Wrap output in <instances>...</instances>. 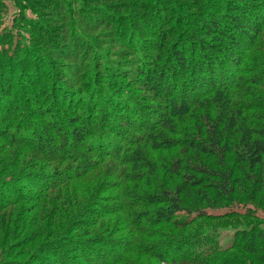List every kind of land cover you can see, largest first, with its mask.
<instances>
[{
    "label": "trees",
    "instance_id": "obj_1",
    "mask_svg": "<svg viewBox=\"0 0 264 264\" xmlns=\"http://www.w3.org/2000/svg\"><path fill=\"white\" fill-rule=\"evenodd\" d=\"M218 3L225 5L226 21L215 13L202 14L198 16L201 22L186 24L192 36L179 44L176 25L157 34L156 49L151 51L158 57L149 67L153 75L143 85L152 96L165 99L160 108H146L149 103L139 99L131 111L121 104L123 99L114 96L111 101L109 95L98 98L94 105L87 101L85 116L78 112L82 101L70 94L69 98L59 87L61 80L53 79L44 88L38 86L40 78L29 76L31 82L22 88L41 95V102L36 103L25 96L28 92L11 87L13 78L6 79L3 72L10 65L0 58L1 93H13L11 112L0 120V149L18 147L0 154V164L5 162L0 165L4 169L0 173L4 187L0 188V212L10 217L7 226L0 227V236L8 234L11 244L25 247L34 238L51 236V241L40 243L31 264L50 260L54 264H131L130 260L134 264H246L250 258L245 254L251 263H264V228L258 222L236 225L237 238L248 240L228 248L216 240L217 230L207 226L241 216L234 211L218 215L208 211L233 208L245 197L246 204L264 206V0ZM261 8L260 18L255 17ZM172 18L180 21L173 14ZM191 37L198 40L195 45ZM17 52L25 63L26 54L20 48ZM10 72L20 71L13 65ZM218 78L225 83L217 85ZM164 79L170 81L168 85ZM177 79L184 80L178 83ZM110 83L111 93L124 95ZM3 106L6 104H0V111ZM123 110L130 112L132 122L120 118ZM106 131L121 138L126 132L135 134L125 138L128 146L111 149L102 142L85 146L88 138H103ZM18 166L20 170L13 169ZM59 176L60 182L49 184L48 177ZM110 179L120 182L111 185ZM17 182H27L36 193L29 194L19 186L21 191L4 197L8 186L15 189ZM125 182L135 183L134 192ZM71 183L76 184L73 193L68 188ZM249 185L256 187L252 195ZM32 197L46 198L52 213L54 209L60 212L62 220L56 228L51 212L44 219H49L46 223L52 228L39 226L19 233L9 226L14 212L7 213V208ZM104 200L118 208L104 213L90 210L97 203L104 211ZM110 235L116 238L109 240ZM118 244L126 249L120 260H112L116 255L108 249H116ZM196 244L198 248L191 246ZM4 247L3 251L9 246ZM101 247L107 250L101 252Z\"/></svg>",
    "mask_w": 264,
    "mask_h": 264
},
{
    "label": "rangeland",
    "instance_id": "obj_2",
    "mask_svg": "<svg viewBox=\"0 0 264 264\" xmlns=\"http://www.w3.org/2000/svg\"><path fill=\"white\" fill-rule=\"evenodd\" d=\"M201 1L202 3H200ZM218 1L221 0H0V58L3 60L7 59L10 65L8 70L6 69L3 71L4 75H6V79L13 78L11 87L14 88L15 91L23 89V91L28 92L25 96L27 97V95H29L33 102L36 103L41 102L39 98L41 95L37 96L35 92L25 90L26 87L22 88V84L29 83V81L31 82L29 76L31 78H40V84L38 86L43 85L44 88H46L49 83L53 84V79H57V81L61 80L62 86H59L60 89L64 90L68 97L70 95L72 97L73 95L74 100L78 99L79 102L82 101L81 103H83V106L78 112L85 116L87 115L85 111L87 101H93L92 104L94 105L95 102H98V98L101 97H103V99L111 97V101L114 96L123 99L121 104L129 107L131 111L135 110L134 105L137 104L139 99H143V101L149 103L144 105L146 108H160L163 105L165 106V99L160 100L157 99L156 96H152L154 94H150L148 89H145L143 85L144 83L147 84L148 79L153 75L149 67L155 64L156 58L158 57L157 53L152 54V51L156 49L157 34L167 29L169 25H176L179 30L175 37H177V42L179 44L182 42V39H188L190 38L189 36H192L190 35L191 32L187 30L186 24L191 21L201 22L198 16L202 14L212 16L215 13L216 16L226 21L227 18L224 16L225 11L222 10L225 5L220 6ZM223 2L228 4L231 3L232 0H223ZM169 8L171 9L169 10ZM259 10L258 12L255 11V17L258 16L260 18V12H262L263 9L261 8ZM227 11H229V9H227ZM172 14L178 17V20H180L178 23L173 21ZM249 17L253 18L252 15H249ZM206 18L209 19V17ZM250 20L249 18L246 22L248 23ZM240 32L241 30L237 31L236 34H240ZM191 39H193L192 43L194 45L198 41L195 37H191ZM147 45L151 46L149 50L147 49ZM19 48L23 51L24 55L26 54L24 58L25 63L20 62V57H17ZM170 52L172 51H169L168 54ZM192 54L193 49L190 55ZM13 65L20 71L19 73L14 74L10 72V68ZM147 69L148 71L146 72ZM144 72L147 74H144ZM167 72H169L168 69L166 70V74ZM141 74L143 75L141 76ZM12 75L14 77H12ZM165 79L164 82L166 83ZM182 80L184 79H177L175 82L182 83ZM217 80V85L225 83V80H219V78ZM110 81L118 90L121 89V93L124 95L111 93L109 91L111 86ZM169 82L170 81H167L166 84L168 85ZM138 83H140V85H135ZM161 86L158 87V90L162 88ZM2 90L3 89H0V104L3 103L6 104V106L1 108L0 120L2 116L7 117V114L11 112V106H13L11 103L13 93L7 95L5 94L6 91L1 93ZM145 94H148V97L144 98L143 96H145ZM73 107L77 108L76 103ZM58 109L60 110L61 107L58 106ZM119 116L123 121L127 119L132 122L133 117L131 118L130 112L128 113L123 110L122 115ZM120 118H113L112 120L113 122L117 120L120 124H124ZM134 121L137 122L136 120ZM133 134L135 133L126 132L121 138L115 133L106 131L103 138H88L85 142V146H95L98 142H102L101 144H104L103 146H111V149L119 146H128L125 138L127 136H134ZM142 135H144V133H142ZM6 146L7 147H2L0 149L1 156L5 152H13L18 148L17 146ZM20 157L22 158L23 156L20 155ZM4 163L5 162H1L0 165ZM121 167L124 168V165ZM11 169L12 168H10V170ZM13 169L20 170V167L18 166ZM2 170L4 169L0 168V173ZM37 178L39 180L42 179L40 176ZM7 180L9 181L11 179L7 177ZM47 180L49 184H57L62 180V176L53 178L48 177ZM119 182L120 180L116 179L109 180L111 185L113 183L118 184ZM125 185L129 186L131 191L134 192L132 187L135 183L125 182ZM19 186L25 188L29 194L36 193L34 192L36 191L35 189L28 187L29 185H27V182H17L15 189L11 188L12 186H8L9 188L6 187L8 188L6 190L8 194H4V197H6L5 195L12 196V193L15 194L13 191H19ZM75 186V183H71L68 186L72 193ZM0 188L2 189L4 187L0 185ZM249 188V194H254L253 192L256 190V187L252 189L249 185ZM18 194L20 198L23 197L22 193L18 192ZM246 198L247 197L243 198L241 201H237L236 204L238 205L233 208L229 209L227 207L225 209L208 211L216 215L228 211L242 214L241 216H235L233 220L226 218L222 221L217 220L207 223V226L217 230L218 235L216 236V240H218L220 245L224 248L233 246V244H237V242L240 244L248 240V238L244 239L241 236L237 238L234 229L236 225L258 222L259 226L264 228V206H262L263 208L256 207V204L253 202H247L246 204ZM24 199V201L18 202L7 208V213L12 210L14 212V220L9 226L12 228L16 227V231L19 233L25 230L32 231L39 226L42 228L46 226L52 228L49 223H46L49 219L46 218L47 221L44 219L47 217V212L52 213L51 206H47L46 198L32 197L31 199ZM38 199L42 201H37ZM104 201V205H101V209L104 211H101L100 207H97V203L90 205V210L92 212L104 213L109 209L115 210L118 208V204L107 200ZM60 203L62 204L61 201ZM261 204L264 205L262 200ZM63 206L67 207L65 205ZM112 213L114 214V212ZM247 213L248 216H245L244 214ZM6 215V213L0 212V227H6L7 220L10 221V217L5 218ZM251 215L252 217H250ZM255 216L257 218H255ZM52 217V225H55L54 228H56L58 222L62 220L61 214L54 209ZM4 218L5 220L2 222ZM107 222L109 225L111 224L110 221ZM11 230L12 229L9 228V232ZM50 237L48 236L45 238L44 235H42L41 237L34 238L33 241H30L25 247L20 245V243L11 244L10 241H12V238H9L8 234H3L0 236V264H31L34 253H36L41 246L40 243L44 244L45 242L51 241L52 237ZM110 237H108L109 240L116 238L112 235H110ZM118 240L119 239H117V242ZM4 246H9V249L6 248L5 250L9 253H5V251L2 250L5 248ZM191 246L194 248L197 244ZM198 247L199 245L197 248ZM97 248H100V245H97ZM113 248L115 247H110L108 253L116 255V258H111L112 260L118 261L122 257L120 254L126 247L118 244L116 249ZM103 249L104 252L107 250L106 247H101V249L98 250L102 252ZM230 252L232 254L235 251ZM246 255L251 259V257L248 256L249 254H245V256ZM130 257L134 258L133 255ZM250 259L246 264H264L261 260H256L254 263H251ZM130 262L134 264L132 260H130ZM49 263L54 264L51 260ZM33 264L42 263L34 262ZM154 264L168 263L154 261Z\"/></svg>",
    "mask_w": 264,
    "mask_h": 264
}]
</instances>
